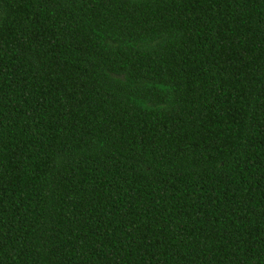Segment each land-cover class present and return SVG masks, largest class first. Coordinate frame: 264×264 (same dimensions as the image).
<instances>
[{
    "label": "trees",
    "instance_id": "obj_1",
    "mask_svg": "<svg viewBox=\"0 0 264 264\" xmlns=\"http://www.w3.org/2000/svg\"><path fill=\"white\" fill-rule=\"evenodd\" d=\"M0 264H264V0H0Z\"/></svg>",
    "mask_w": 264,
    "mask_h": 264
}]
</instances>
